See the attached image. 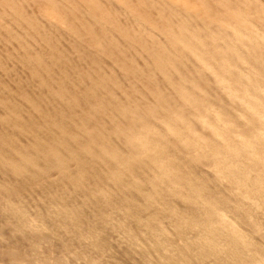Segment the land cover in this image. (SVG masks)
I'll list each match as a JSON object with an SVG mask.
<instances>
[{
    "label": "bare ground",
    "instance_id": "6f19581e",
    "mask_svg": "<svg viewBox=\"0 0 264 264\" xmlns=\"http://www.w3.org/2000/svg\"><path fill=\"white\" fill-rule=\"evenodd\" d=\"M35 11L32 0H0V264H149L146 254L133 246L130 230L126 235L111 227L108 211L112 204L127 202L141 207L135 201L139 197L145 211L164 206L157 204L155 189L142 191L138 178L123 183L121 166L111 168L108 163L116 162V154L94 139L99 136L96 114L103 104L89 105L86 111L95 89L85 81L79 91L73 83L75 76L88 75L85 63L97 74L115 72L131 91L129 95L113 77L125 103H143L153 114L159 110L160 124L195 166L196 198L181 199L197 208V218L173 206L168 209L177 219L173 229L180 233L191 222L192 230H202L205 239L239 234L236 221L218 209L221 201L229 202L223 193L237 196L249 182L264 190V23L233 22L219 4L185 9L182 26L169 34L172 51L165 66L158 68L165 85L161 88L155 76L137 85L141 70L136 65L143 68L144 53L133 51L135 46L123 40V56L111 49L125 63L122 73L110 59L92 53H85L78 64L63 41L64 56L72 65L62 59L56 67L47 60L45 65L36 53L46 56L48 49L42 44L37 48L28 38L33 35L28 25ZM142 18L149 27H158L151 16ZM156 19H161L159 12ZM112 98L118 100L115 94ZM24 136L32 142L19 145L20 151L17 138L24 141ZM167 163L160 161L157 167L163 169ZM128 172L131 175L130 168ZM118 192L121 196L113 198ZM24 218L30 229L23 226ZM137 223L145 229L155 224L158 240L172 239L155 215L137 218ZM218 247L223 251L222 244ZM217 264L234 262L220 257Z\"/></svg>",
    "mask_w": 264,
    "mask_h": 264
},
{
    "label": "clouds",
    "instance_id": "9594fccd",
    "mask_svg": "<svg viewBox=\"0 0 264 264\" xmlns=\"http://www.w3.org/2000/svg\"><path fill=\"white\" fill-rule=\"evenodd\" d=\"M204 3L210 8L217 4L225 6V15L233 22L264 23V0H32L36 11L30 17L28 28L33 35H29L28 38L37 48L42 44L48 49L46 56H41V53H36V56H39L44 64L45 60L52 62V67H56L61 59L64 62L70 61L66 64L72 65L71 59L64 56L67 49L63 48L61 44L63 41L72 48L69 55H74L78 64L82 62L81 57L85 56V53H92L110 59L120 72L125 63L114 57L111 49L120 51V55L123 56L124 52L121 51L123 46L120 43V40H123L130 46H135L133 51L139 48L140 52L144 53V56H141L143 68L136 65L141 70L138 73L137 85L148 83L149 78L155 76L163 88L165 85L158 68L165 66L172 51L169 34L175 31L177 26H182L186 17L185 9L190 10ZM158 12L161 19H156ZM145 15L154 19L158 25L156 29L145 24L142 18ZM149 33L151 38H148ZM27 47L31 49V45ZM140 52L136 55H140ZM133 62L135 64V61ZM84 70L88 75L80 79L75 76L73 83L79 91L85 85V81L89 87L95 89V97L89 95L86 111L89 105L97 102L103 104V110L96 114L95 122V127L103 140L99 136H94V139L109 153L116 154V162L109 160V166L111 168L121 166L124 173L123 183H132L133 177H136L143 182L142 191L155 189L157 204L164 206L163 209L150 207L145 211L144 201L139 196L140 199L135 201L141 207L131 202H124L126 206L112 204L108 211L113 219L111 227L126 235L130 230V239L135 241L133 246H138L146 254L149 264H217L220 257H227L233 260L234 264H264V190L249 182L247 186L240 187L237 196L223 193L229 202L221 201L218 210L224 211L228 219L236 221L242 238L239 234L229 232L226 237L219 240L205 239L202 237V230H192L191 222L182 232L177 233L173 229L177 219L170 215L168 209L175 206L180 212H187L193 219L197 218V208L181 199L196 198L193 188L199 185L192 179L195 166L160 124L157 117L162 113L159 110L153 114L143 103L138 107L125 103L113 86V77L123 88L124 84L111 69H109L111 75L103 72L97 74L91 65L85 63ZM58 71L61 72V69ZM125 82L128 84L126 80ZM97 84L99 87H96ZM125 89L131 95L130 89L128 87ZM112 94H115L118 100H114ZM152 129L158 130V134ZM17 140L18 147H14L20 151L23 149L19 145L27 147L32 142L29 137H25L24 141L18 138ZM93 151L99 154L96 148H93ZM13 157L15 159H10L17 160L16 156ZM153 161L156 164H153ZM160 161H168L165 168L157 167ZM125 165L128 167H124ZM128 168L131 169V175ZM167 168H171L172 171L168 173ZM195 170L197 173L201 171ZM9 172L12 175L10 170ZM212 190V186L209 185V191ZM204 195L207 198L208 193ZM119 196L121 195L118 192L113 198ZM245 196L247 199H244ZM123 208H129L131 212L125 214L119 210ZM153 215L157 216L171 233V240L163 236L158 240L157 234L160 229L155 224L145 229L143 224L137 223V218L143 220ZM23 220V226L30 229L28 219ZM117 222H122L124 228L121 229ZM132 224L136 227L133 228ZM169 244L172 247H168ZM219 244L223 245V251L218 247Z\"/></svg>",
    "mask_w": 264,
    "mask_h": 264
}]
</instances>
